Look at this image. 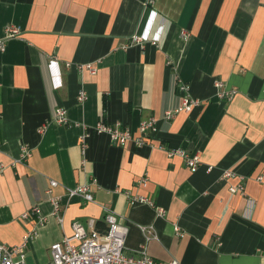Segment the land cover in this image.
<instances>
[{
    "label": "crops",
    "instance_id": "1",
    "mask_svg": "<svg viewBox=\"0 0 264 264\" xmlns=\"http://www.w3.org/2000/svg\"><path fill=\"white\" fill-rule=\"evenodd\" d=\"M0 39V242L35 228L25 264H45L73 221L103 231L106 209L129 228L126 255L145 244L163 262L264 264V0H0ZM216 81L233 95L218 97ZM179 84L198 103L166 119ZM57 108L71 125L52 121ZM151 118L157 132L140 145L93 129L101 120L139 137ZM177 149L199 156L195 171L168 155ZM80 184L90 202L67 197ZM33 207L45 221L21 218Z\"/></svg>",
    "mask_w": 264,
    "mask_h": 264
},
{
    "label": "built area",
    "instance_id": "2",
    "mask_svg": "<svg viewBox=\"0 0 264 264\" xmlns=\"http://www.w3.org/2000/svg\"><path fill=\"white\" fill-rule=\"evenodd\" d=\"M17 27L8 25L5 29L6 36H10L17 32ZM5 36V37H6ZM141 44L142 38L136 34L131 36V44ZM155 44V42H152ZM125 47V46H124ZM5 48V43L3 39H0V52ZM53 62V61H52ZM78 67L81 68L79 65ZM91 73L94 72V67L91 63H86L83 65ZM216 88H220L217 92V96L220 98H230L233 95L234 90L224 89L223 83L220 81L215 82ZM178 91L181 95V103L174 111H168L164 118L170 119L178 111L190 112L194 106L197 105L198 100L192 98L187 93V87L184 84L178 85ZM86 99V94L84 91L80 90L77 92L76 100L81 103ZM52 121L58 125L69 126L64 110L61 108L54 109L52 114ZM93 129L95 132L106 133L113 143L123 145L128 140L134 142L137 145L146 143L150 136H153L157 132V124L154 118L143 120L138 125V131L140 133L139 137H134L129 129H121L119 127L110 126L101 120L94 124ZM84 136L82 135L81 138ZM81 147L84 144L81 143ZM168 155H178L183 160L185 165L191 170L195 171L200 163L199 156L197 154L190 155L182 149L170 150ZM29 156V149L26 145H21L19 147V160H24ZM207 170H210L207 167ZM231 171H223L222 177L227 178L232 176ZM57 186L55 180H48V187L45 192L51 194L54 187ZM244 187L241 184L236 186H230L231 192H242ZM130 203L136 201L145 202L153 206V202L150 199L134 196L130 192H126ZM66 195L68 198L72 196H78L82 201L90 202L92 200L89 184L75 185L72 188L66 189ZM49 202L52 207L51 215H53L57 220H60L58 216L60 210V197L51 195L49 197ZM160 214L163 211H158ZM30 214H38L37 223H42L45 221V217L39 215L38 209L36 207L31 208L28 212H24L21 218H26ZM103 220L105 222L106 228L103 231H99L94 228L93 220L89 219L86 222V227L78 221H73L71 223V234L68 236H63L59 240L54 241L49 244L50 258L45 264H180L177 260L172 259L167 262L157 260L148 255L146 246L141 245L135 254L126 255L124 253L125 241L128 234V226L121 222L119 216L110 210H104ZM147 228V227H146ZM150 228V227H149ZM145 229V228H144ZM175 233L181 236V232L178 227H175ZM150 233V230H148ZM35 234V228L25 232L22 240L17 245H7L0 242V264H25V244L26 241L33 237Z\"/></svg>",
    "mask_w": 264,
    "mask_h": 264
}]
</instances>
